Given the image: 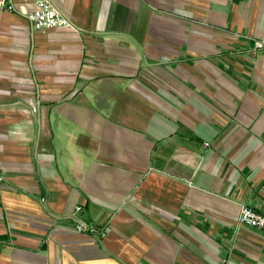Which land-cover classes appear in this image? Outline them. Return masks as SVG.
<instances>
[{"label": "crops", "instance_id": "0c3cea01", "mask_svg": "<svg viewBox=\"0 0 264 264\" xmlns=\"http://www.w3.org/2000/svg\"><path fill=\"white\" fill-rule=\"evenodd\" d=\"M49 1L0 0V264H264V0Z\"/></svg>", "mask_w": 264, "mask_h": 264}, {"label": "built area", "instance_id": "2783aa9c", "mask_svg": "<svg viewBox=\"0 0 264 264\" xmlns=\"http://www.w3.org/2000/svg\"><path fill=\"white\" fill-rule=\"evenodd\" d=\"M37 9L32 13H28L27 17L31 21L34 28H56L68 26V20L55 9L49 0H33ZM264 44L257 42L256 46L261 47ZM81 211V207L76 205L74 207V214ZM238 221L246 226L255 228L260 231H264V214L256 211L249 205H241ZM92 227L83 220H78L76 224L71 228L77 232H88Z\"/></svg>", "mask_w": 264, "mask_h": 264}]
</instances>
